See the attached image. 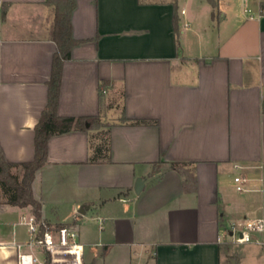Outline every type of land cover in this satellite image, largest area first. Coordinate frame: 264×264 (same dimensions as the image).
<instances>
[{
    "label": "crops",
    "instance_id": "0c3cea01",
    "mask_svg": "<svg viewBox=\"0 0 264 264\" xmlns=\"http://www.w3.org/2000/svg\"><path fill=\"white\" fill-rule=\"evenodd\" d=\"M214 2L76 0L80 43L64 64L58 112L108 126L50 137L32 185L0 189V264H18L15 244L30 238L12 205L33 213L31 196L45 226H78V264L234 263L222 225L264 218V9L261 0ZM53 19L46 0H4L0 154L9 162L35 155ZM240 172L251 177L247 191L235 187ZM58 196H72L64 211ZM246 246L244 259L264 264V249Z\"/></svg>",
    "mask_w": 264,
    "mask_h": 264
},
{
    "label": "trees",
    "instance_id": "16d2710c",
    "mask_svg": "<svg viewBox=\"0 0 264 264\" xmlns=\"http://www.w3.org/2000/svg\"><path fill=\"white\" fill-rule=\"evenodd\" d=\"M216 7L214 0H210ZM53 6L54 19L52 22L51 37L57 44V50L53 55L51 76L48 84V101L35 126L34 147L35 155L33 160L22 163H13L0 154V189L27 188L35 180L36 172L48 161V140L54 135H60L72 130H87L108 126L100 115L87 117H74L60 115L58 112L61 82L65 61L70 58L72 48L80 43L73 36L72 12L76 6V0H46ZM174 17L177 19L178 7L175 4ZM261 8L264 9V0H261ZM14 167H21L22 176L13 171ZM192 174H187L184 186H190ZM26 200V199H25ZM28 203V201L26 200ZM33 213L40 219L41 208L39 203L32 202ZM62 227L59 226L58 229ZM44 228L42 227L41 233ZM230 244V242L228 243ZM47 264L50 262V255H45Z\"/></svg>",
    "mask_w": 264,
    "mask_h": 264
},
{
    "label": "built area",
    "instance_id": "2783aa9c",
    "mask_svg": "<svg viewBox=\"0 0 264 264\" xmlns=\"http://www.w3.org/2000/svg\"><path fill=\"white\" fill-rule=\"evenodd\" d=\"M4 0H0V28L3 22ZM245 11H250L245 8ZM237 168H245L246 165L236 164ZM249 174L241 172L234 177L235 187L238 191L249 190ZM28 203L37 202L34 196L27 197ZM21 221L28 226L29 240L26 244L16 243L18 249V264H47L46 258L24 251L23 247H38L50 255V262H64L63 264H78L83 246L79 242V230L76 224H69L53 231L51 228L37 219L34 213L23 214ZM42 227L44 228L41 233ZM220 239L236 244H253L264 249V218L243 217L235 218L222 225Z\"/></svg>",
    "mask_w": 264,
    "mask_h": 264
},
{
    "label": "rangeland",
    "instance_id": "374dc122",
    "mask_svg": "<svg viewBox=\"0 0 264 264\" xmlns=\"http://www.w3.org/2000/svg\"><path fill=\"white\" fill-rule=\"evenodd\" d=\"M16 172H19L21 175L20 169H17ZM19 192L20 191L14 190L11 193H13L14 195H17V194H19ZM70 197H72V196H58V197H56L59 200H62V202H63L62 205L60 206L62 211L66 210L67 201L70 200ZM12 207L14 208L16 218L19 221H21V214L22 213H28V208H26L27 206H25V205L13 204ZM227 246H228V258L229 259H231V258L235 259L234 263H232L230 260H228L227 264H250V263L252 264V261L254 262V260H247L246 261L244 259L245 255H247L249 253V251L252 250L254 247L246 246V244H236V243H230V244H227ZM257 247H260V246H257ZM260 248L263 249L262 247H260ZM240 260H242V261L240 262ZM258 264H263L262 260H261V263L259 261Z\"/></svg>",
    "mask_w": 264,
    "mask_h": 264
},
{
    "label": "water",
    "instance_id": "95a60500",
    "mask_svg": "<svg viewBox=\"0 0 264 264\" xmlns=\"http://www.w3.org/2000/svg\"><path fill=\"white\" fill-rule=\"evenodd\" d=\"M143 186H144V180H143V178H139L137 180L136 187H135L136 192L139 193L142 190ZM80 211L81 212H85V208L82 206V208L80 209Z\"/></svg>",
    "mask_w": 264,
    "mask_h": 264
}]
</instances>
